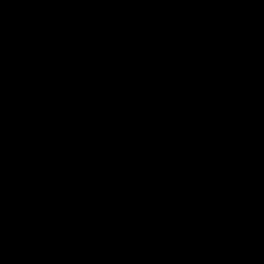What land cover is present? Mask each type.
Listing matches in <instances>:
<instances>
[{
	"label": "water",
	"instance_id": "1",
	"mask_svg": "<svg viewBox=\"0 0 264 264\" xmlns=\"http://www.w3.org/2000/svg\"><path fill=\"white\" fill-rule=\"evenodd\" d=\"M0 264H264V0H0Z\"/></svg>",
	"mask_w": 264,
	"mask_h": 264
}]
</instances>
